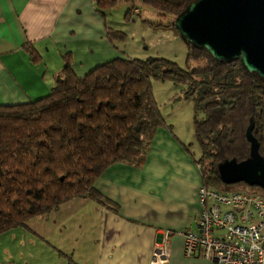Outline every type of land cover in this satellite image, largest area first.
I'll return each mask as SVG.
<instances>
[{
	"label": "trees",
	"instance_id": "1",
	"mask_svg": "<svg viewBox=\"0 0 264 264\" xmlns=\"http://www.w3.org/2000/svg\"><path fill=\"white\" fill-rule=\"evenodd\" d=\"M191 1L93 0L116 49L124 34L108 25L107 14L118 5L126 7L125 20L140 7L153 9L167 22L155 26L170 27L178 34L174 21ZM184 43L185 69L164 58H115L77 77L66 60L48 95L0 105V234L26 227L30 219L73 199L103 202L94 185L108 167L141 166L155 131L170 128L153 97V82L183 85L185 97L194 102L203 185H223L218 163L248 157L245 131L250 119L264 157V81L239 61L218 62L204 49ZM23 49L32 63L39 62L32 44ZM248 188L264 198L260 188Z\"/></svg>",
	"mask_w": 264,
	"mask_h": 264
},
{
	"label": "crops",
	"instance_id": "2",
	"mask_svg": "<svg viewBox=\"0 0 264 264\" xmlns=\"http://www.w3.org/2000/svg\"><path fill=\"white\" fill-rule=\"evenodd\" d=\"M115 58L127 57L108 40L93 0H0V105L48 95L66 60L83 77ZM169 127L155 131L141 166L116 163L96 180L103 202L73 199L0 234V264H150L161 244L166 264H210L184 255L182 233L196 228L202 179L188 139Z\"/></svg>",
	"mask_w": 264,
	"mask_h": 264
},
{
	"label": "water",
	"instance_id": "3",
	"mask_svg": "<svg viewBox=\"0 0 264 264\" xmlns=\"http://www.w3.org/2000/svg\"><path fill=\"white\" fill-rule=\"evenodd\" d=\"M174 27L182 41L204 49L218 62L239 61L264 81V0H193L176 17ZM253 128L250 119L245 131L248 157L217 164L222 184L243 183L264 191V157Z\"/></svg>",
	"mask_w": 264,
	"mask_h": 264
},
{
	"label": "built area",
	"instance_id": "4",
	"mask_svg": "<svg viewBox=\"0 0 264 264\" xmlns=\"http://www.w3.org/2000/svg\"><path fill=\"white\" fill-rule=\"evenodd\" d=\"M133 14L138 15L139 9ZM198 193L196 228L182 233L184 255L192 258L198 253L210 264H264V198L203 184ZM168 258V250L157 245L150 264H166Z\"/></svg>",
	"mask_w": 264,
	"mask_h": 264
},
{
	"label": "rangeland",
	"instance_id": "5",
	"mask_svg": "<svg viewBox=\"0 0 264 264\" xmlns=\"http://www.w3.org/2000/svg\"><path fill=\"white\" fill-rule=\"evenodd\" d=\"M140 8V14H133L130 20L124 19L125 5L120 4L111 11V15L107 14L108 25L124 34L123 41L117 44L118 51L127 59L164 58L185 69L186 44L172 28L155 26L167 22L161 20L153 9ZM152 93L166 125H174L175 134L182 140L188 139L185 142L187 147H191V151L199 157L194 133V102L185 97V87L171 82H153ZM213 188L219 191H249L248 186L238 184Z\"/></svg>",
	"mask_w": 264,
	"mask_h": 264
}]
</instances>
